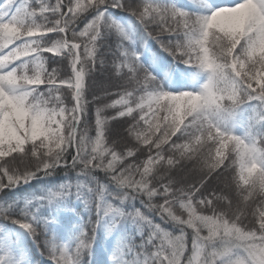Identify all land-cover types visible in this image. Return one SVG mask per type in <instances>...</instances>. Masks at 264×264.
Wrapping results in <instances>:
<instances>
[{
    "label": "snow or ice",
    "instance_id": "6c2138e0",
    "mask_svg": "<svg viewBox=\"0 0 264 264\" xmlns=\"http://www.w3.org/2000/svg\"><path fill=\"white\" fill-rule=\"evenodd\" d=\"M0 264H264V0H0Z\"/></svg>",
    "mask_w": 264,
    "mask_h": 264
},
{
    "label": "trees",
    "instance_id": "16d2710c",
    "mask_svg": "<svg viewBox=\"0 0 264 264\" xmlns=\"http://www.w3.org/2000/svg\"><path fill=\"white\" fill-rule=\"evenodd\" d=\"M109 115H111V110L109 111V113H108ZM112 126H118L117 124H116V122L115 121H113L112 122ZM191 179V178H190Z\"/></svg>",
    "mask_w": 264,
    "mask_h": 264
}]
</instances>
